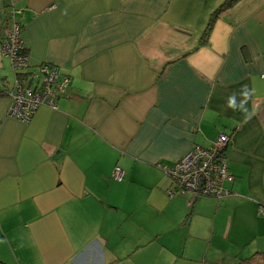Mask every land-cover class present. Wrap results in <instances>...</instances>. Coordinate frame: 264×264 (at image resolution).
I'll list each match as a JSON object with an SVG mask.
<instances>
[{
  "label": "crops",
  "instance_id": "obj_1",
  "mask_svg": "<svg viewBox=\"0 0 264 264\" xmlns=\"http://www.w3.org/2000/svg\"><path fill=\"white\" fill-rule=\"evenodd\" d=\"M223 1L0 0V264H186L218 241L222 264L264 251V0H239L201 44ZM12 9L30 68L70 78L58 108L27 122L3 92ZM220 132L229 195L169 196L157 164Z\"/></svg>",
  "mask_w": 264,
  "mask_h": 264
},
{
  "label": "built area",
  "instance_id": "obj_2",
  "mask_svg": "<svg viewBox=\"0 0 264 264\" xmlns=\"http://www.w3.org/2000/svg\"><path fill=\"white\" fill-rule=\"evenodd\" d=\"M19 10L12 9L2 39V53L9 58L14 72L13 82L5 84L3 92L10 98L8 115L21 121H29L41 106L58 108V100L66 94L70 84L68 75L50 63H41L31 69L20 36ZM231 134L220 132L208 147L193 146L180 159L171 164L157 166L171 181L169 196L189 194L188 205L199 197L221 199L230 191L224 186L232 181L225 149L231 142ZM112 178L120 181L123 170L115 166Z\"/></svg>",
  "mask_w": 264,
  "mask_h": 264
},
{
  "label": "trees",
  "instance_id": "obj_3",
  "mask_svg": "<svg viewBox=\"0 0 264 264\" xmlns=\"http://www.w3.org/2000/svg\"><path fill=\"white\" fill-rule=\"evenodd\" d=\"M239 0H224L210 14L205 29L202 32L200 43L207 41L208 35L216 19L226 10L234 6ZM25 54V51H24ZM237 264H264V251L255 252L247 258L239 260Z\"/></svg>",
  "mask_w": 264,
  "mask_h": 264
},
{
  "label": "rangeland",
  "instance_id": "obj_4",
  "mask_svg": "<svg viewBox=\"0 0 264 264\" xmlns=\"http://www.w3.org/2000/svg\"><path fill=\"white\" fill-rule=\"evenodd\" d=\"M223 246H224V243L222 241H218L216 244L212 243L210 245L211 248L209 249V252H194L195 253V261H193L192 263H188L190 261H187L186 264H194V263L198 264L199 262L196 263V254L199 255V253H200V256H202V260H203V257H204L203 253L206 256V259L201 261L199 264H218L219 259L220 258H224V257H225V260H229V261L232 260L229 252H225L226 254H224V252H220L219 251V250H222ZM180 259H181V256L178 254L177 255V260H180ZM158 264H160V263H158ZM176 264H178V262ZM220 264H222V263H220Z\"/></svg>",
  "mask_w": 264,
  "mask_h": 264
},
{
  "label": "clouds",
  "instance_id": "obj_5",
  "mask_svg": "<svg viewBox=\"0 0 264 264\" xmlns=\"http://www.w3.org/2000/svg\"><path fill=\"white\" fill-rule=\"evenodd\" d=\"M244 90H246V93H247V94L245 95V105H246L247 102H248L249 96H250V91L247 90V86H244V87H243L242 92H243ZM232 96H235V93H234ZM233 110H236V109H233ZM247 111H248V110H247L246 107L242 110V112H245V113H247Z\"/></svg>",
  "mask_w": 264,
  "mask_h": 264
}]
</instances>
